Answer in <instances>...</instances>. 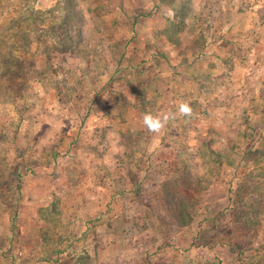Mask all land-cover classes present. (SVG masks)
I'll use <instances>...</instances> for the list:
<instances>
[{"label":"rangeland","instance_id":"rangeland-1","mask_svg":"<svg viewBox=\"0 0 264 264\" xmlns=\"http://www.w3.org/2000/svg\"><path fill=\"white\" fill-rule=\"evenodd\" d=\"M181 2L0 0V264H264V0Z\"/></svg>","mask_w":264,"mask_h":264},{"label":"trees","instance_id":"trees-1","mask_svg":"<svg viewBox=\"0 0 264 264\" xmlns=\"http://www.w3.org/2000/svg\"><path fill=\"white\" fill-rule=\"evenodd\" d=\"M191 3L188 2V0H182V2L180 3L179 7L176 8V11L173 15V18L172 20L170 21V27H172L175 32H181L182 31V27H183V19L184 17H186L187 15V12H188V7ZM102 9L104 8L105 9V5H102L101 7ZM119 9L123 10V4H121L119 6ZM137 15H135L133 18H132V22H131V26L134 27L133 25L135 24L136 22V19H137ZM108 21L110 24H116L117 23V18L113 17V18H109L108 16ZM158 35H161L163 37V42H173V38L172 36L167 33L166 35H162L161 33H158ZM200 36L202 37V40L205 38L204 35H201L200 33ZM116 39V38H115ZM176 40V39H175ZM178 40H176L177 42ZM173 44V43H172ZM113 46H114V49H117L120 47V41L118 39H116L114 42H113ZM117 52L119 53V56L118 58L116 59L117 62H118V65H122L121 62H122V59L124 58L125 56V53H126V50L125 48H123V50L120 52L117 50ZM233 53H226L225 55V58H223L222 60L220 59V62H222V65L218 67V62H216L214 60V64H210L209 66V72H210V76H209V79L213 82V83H216L215 80H217L219 77L223 76V77H227L229 78L231 76V74L234 72V55H231ZM151 57V56H150ZM148 57L146 59V61L150 58ZM243 57V55H242ZM115 60V61H116ZM139 62H137L136 64H127L126 66L132 70L133 73H136V69L137 67L139 66ZM150 65H154V64H150ZM155 76H151V77H148L147 79L145 80H140L139 81V84H138V89L139 92L141 94H143L144 92V89L147 88L149 89L148 92H151L152 94H154L155 92L158 93V88H157V82L155 80H153ZM261 82H264V78H257V79H254L250 84L253 85V87H250L248 88V91L251 93H254L255 91L259 90L261 91V94L262 95H259L258 97H252V99L256 101V104L254 107H252V112H255V115H258L259 114V117H260V121H262V124H261V127H264V89L262 88L261 84L259 83ZM213 85H216V84H213ZM256 86V87H255ZM96 95V94H95ZM256 96V95H255ZM148 99V98H146ZM146 99H144V101H146ZM143 107V106H142ZM144 111H146V108H144ZM241 190V189H239ZM259 249V248H258ZM262 254H261V247L258 251H255V254L253 257H248V258H245L244 260L246 261V263H242V264H261L259 259L261 261H263L262 259ZM244 258V257H242ZM264 263V262H263Z\"/></svg>","mask_w":264,"mask_h":264},{"label":"clouds","instance_id":"clouds-1","mask_svg":"<svg viewBox=\"0 0 264 264\" xmlns=\"http://www.w3.org/2000/svg\"><path fill=\"white\" fill-rule=\"evenodd\" d=\"M178 112L181 116L190 118L193 115V108L187 102H181L178 105ZM176 120L175 113H165V114H156L153 115L151 112L144 114L142 118L143 125L149 133L159 134L169 122H174Z\"/></svg>","mask_w":264,"mask_h":264},{"label":"crops","instance_id":"crops-1","mask_svg":"<svg viewBox=\"0 0 264 264\" xmlns=\"http://www.w3.org/2000/svg\"><path fill=\"white\" fill-rule=\"evenodd\" d=\"M227 21H229V19H228V20H226V22H227Z\"/></svg>","mask_w":264,"mask_h":264}]
</instances>
